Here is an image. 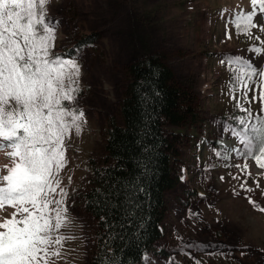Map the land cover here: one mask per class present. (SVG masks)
Wrapping results in <instances>:
<instances>
[{
    "label": "rangeland",
    "instance_id": "obj_1",
    "mask_svg": "<svg viewBox=\"0 0 264 264\" xmlns=\"http://www.w3.org/2000/svg\"><path fill=\"white\" fill-rule=\"evenodd\" d=\"M251 10L250 0H50L53 55L75 58L81 67L77 99L65 103L85 114L81 132L65 140L59 179L68 220L59 234L66 239L50 264H88L95 221L81 196L90 186V159L102 158L108 120H118L127 67L145 51L164 56L195 110L192 122L168 127L176 132L171 170L178 183L165 191L160 236L139 264H264V175L228 131L241 119L258 124L264 116L260 101L252 99L260 77H253L246 98L227 63L240 59L264 71V31L245 34L232 24L234 16ZM254 22L264 26V16ZM93 35L76 47L78 39ZM242 108L249 111L242 115ZM5 151L0 176L11 164ZM13 211L0 210V220Z\"/></svg>",
    "mask_w": 264,
    "mask_h": 264
},
{
    "label": "snow or ice",
    "instance_id": "obj_2",
    "mask_svg": "<svg viewBox=\"0 0 264 264\" xmlns=\"http://www.w3.org/2000/svg\"><path fill=\"white\" fill-rule=\"evenodd\" d=\"M250 2L251 11L232 19L233 27L245 34L257 27L264 31L254 22L257 15L264 16V0ZM49 4L0 0V150L11 160L0 176V210L14 209L0 220V264H50L66 239L59 234L68 220L59 174L66 164L65 140L72 131L81 132L85 114L65 103L77 99L81 67L75 58L53 55L56 28ZM227 63L234 86L246 98L253 77H260L258 96L252 99L260 101L264 112V71L256 72L240 59ZM228 131L243 145L241 155L264 175V116L258 124L241 119ZM248 167L245 163L243 170ZM249 202L257 206L251 198Z\"/></svg>",
    "mask_w": 264,
    "mask_h": 264
},
{
    "label": "trees",
    "instance_id": "obj_3",
    "mask_svg": "<svg viewBox=\"0 0 264 264\" xmlns=\"http://www.w3.org/2000/svg\"><path fill=\"white\" fill-rule=\"evenodd\" d=\"M194 110L164 56L145 51L128 65L118 120H108L104 154L90 159V186L81 196L95 221L88 264H138L152 249L160 236L165 191L177 183L171 171L176 133L168 127L192 122Z\"/></svg>",
    "mask_w": 264,
    "mask_h": 264
},
{
    "label": "bare ground",
    "instance_id": "obj_4",
    "mask_svg": "<svg viewBox=\"0 0 264 264\" xmlns=\"http://www.w3.org/2000/svg\"><path fill=\"white\" fill-rule=\"evenodd\" d=\"M96 167V166H95ZM101 168V167H100ZM98 173V172H97ZM98 180V179H97Z\"/></svg>",
    "mask_w": 264,
    "mask_h": 264
}]
</instances>
